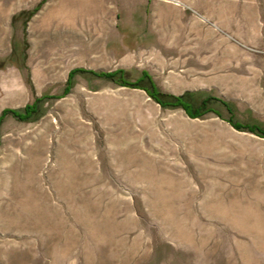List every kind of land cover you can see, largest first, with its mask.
Instances as JSON below:
<instances>
[{
  "label": "rangeland",
  "instance_id": "rangeland-1",
  "mask_svg": "<svg viewBox=\"0 0 264 264\" xmlns=\"http://www.w3.org/2000/svg\"><path fill=\"white\" fill-rule=\"evenodd\" d=\"M164 9L207 18L213 65L170 76ZM75 68L219 114L80 73L63 94ZM35 98L0 122V264H264V136L232 124L264 129V0H0V113Z\"/></svg>",
  "mask_w": 264,
  "mask_h": 264
},
{
  "label": "trees",
  "instance_id": "trees-1",
  "mask_svg": "<svg viewBox=\"0 0 264 264\" xmlns=\"http://www.w3.org/2000/svg\"><path fill=\"white\" fill-rule=\"evenodd\" d=\"M87 74L93 77L97 78H103L110 81H113L120 86H129L134 88H141L143 89L153 100H155L157 103L161 105V107H171V108H182L187 115L190 117H200L203 114L213 111L217 114H219L218 111L213 110L209 106V102L211 99L217 100V98H204L199 103H196L194 98H192L193 93L186 91L183 92L180 95H174L170 93L161 92L157 89L156 85L154 84L151 76L148 74V72L142 70L140 72V75L132 79L130 77V72L118 68L111 71H95V70H88L83 68H75L72 69L68 74V79L66 82V85L63 90V94H65L70 86L72 85V78L75 74ZM52 97V96H49ZM57 97V96H53ZM41 101V98H35V100L30 103L26 104L21 109H4L0 113V122L6 115H11L12 117H15L16 119L20 121H26L30 120L31 118H34L36 114L39 113V102ZM225 107L228 108V104L226 102H221ZM228 121L232 122V119L229 118ZM233 126L237 129H243L246 128L251 132L260 134L264 136V129L260 127L259 125L253 124V125H241L240 123H232Z\"/></svg>",
  "mask_w": 264,
  "mask_h": 264
},
{
  "label": "crops",
  "instance_id": "crops-1",
  "mask_svg": "<svg viewBox=\"0 0 264 264\" xmlns=\"http://www.w3.org/2000/svg\"><path fill=\"white\" fill-rule=\"evenodd\" d=\"M184 11H176L172 12L164 9V14L162 17L163 24V39H162V47L164 54V67L169 69L170 76H172L175 72L174 70L179 69L181 72L190 71L193 73H197L199 69H204L206 66L213 65V57L208 55L206 57V61L204 62L201 58V50L205 48L203 46H199L196 41V28L198 25H201L202 22L207 21V18L203 15H200V19H192L189 21L185 20ZM157 13H154V21L159 23V20L156 18ZM187 27V28H186ZM185 28L187 29V33L191 35L193 38L191 43L185 46L183 34L185 32ZM211 30H208V33ZM208 36H211V35ZM155 38L156 44L158 41ZM155 44V46H157ZM204 48V49H203ZM206 50H212V46L208 44L206 46ZM185 51L188 53V58L185 59ZM183 67V68H182Z\"/></svg>",
  "mask_w": 264,
  "mask_h": 264
}]
</instances>
